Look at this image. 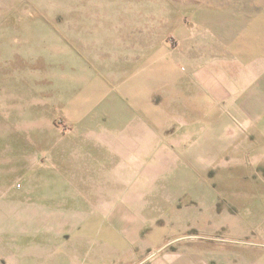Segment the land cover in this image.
<instances>
[{
  "label": "crops",
  "instance_id": "obj_1",
  "mask_svg": "<svg viewBox=\"0 0 264 264\" xmlns=\"http://www.w3.org/2000/svg\"><path fill=\"white\" fill-rule=\"evenodd\" d=\"M79 1L109 14L29 46L31 105L0 114L24 183L0 264H264V2L206 0L168 31Z\"/></svg>",
  "mask_w": 264,
  "mask_h": 264
},
{
  "label": "rangeland",
  "instance_id": "obj_2",
  "mask_svg": "<svg viewBox=\"0 0 264 264\" xmlns=\"http://www.w3.org/2000/svg\"><path fill=\"white\" fill-rule=\"evenodd\" d=\"M103 1L105 2V0ZM205 1L108 0L106 2L113 4L114 12H126L121 9L130 7L133 12L143 13L146 11L153 14V19L162 15L165 29L170 31L178 27H189L194 10L202 7ZM211 1L219 2L221 0ZM258 1L264 2V0ZM80 2L79 0H0V114L3 113L5 106L10 110H24L31 105L33 81L29 77V72L33 69V65L32 61L28 59L30 56L29 46L44 42L45 35L51 31L76 29L77 14L80 15L83 12L98 15L109 14V6L106 3L101 2L96 8L95 5L89 4L84 11L85 8L78 7ZM104 16L99 17L98 22L103 21ZM107 22L105 20L102 25ZM169 22L171 27L167 25ZM90 23L93 26L97 24L95 21ZM17 70H20L19 78ZM243 81L245 82L247 79H243ZM229 87L234 91L237 87L240 90V94H234L238 101L234 97L232 98V103L239 105L241 92H244L245 88V92L249 94L248 90L251 84L241 83L239 86L229 85ZM254 87V90H257V86ZM254 93L256 94V92ZM246 101L248 100H245L244 103ZM259 105H264V99L259 100ZM235 123L228 119V125ZM11 145V140L0 132V220H11L12 216V214L4 213L3 207H10L12 204L17 206L22 203L20 200L23 199L20 190L17 189V184L24 185L23 180L18 178L15 172H12L10 165L2 166L1 162L2 158L6 160L5 154L7 153L12 157V152L8 149L11 148Z\"/></svg>",
  "mask_w": 264,
  "mask_h": 264
}]
</instances>
